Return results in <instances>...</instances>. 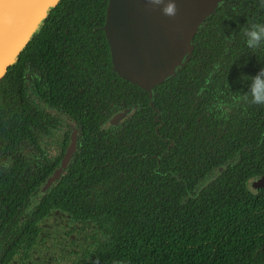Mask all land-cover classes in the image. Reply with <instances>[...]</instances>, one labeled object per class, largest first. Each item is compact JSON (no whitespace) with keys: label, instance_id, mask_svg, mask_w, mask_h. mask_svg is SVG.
I'll use <instances>...</instances> for the list:
<instances>
[{"label":"flooded vegetation","instance_id":"af4514ba","mask_svg":"<svg viewBox=\"0 0 264 264\" xmlns=\"http://www.w3.org/2000/svg\"><path fill=\"white\" fill-rule=\"evenodd\" d=\"M61 23L68 22L56 23L54 29L60 34L36 61L21 64L16 140L6 135L13 118L5 116L0 122V186L11 194L10 208L4 201L7 195H0V222L2 216L15 219L11 232L4 227L0 236L17 230L22 238L16 239L24 249L22 254L7 256L12 251L0 241V264H105L103 252L110 226L104 219L109 216L93 203L120 199L130 187L135 188V180L126 178V172L135 168L136 161L149 157L142 145L149 146L146 140L151 128L158 133L154 155L162 152L163 156L168 146L174 147L173 135L177 144H190L187 152L178 154L179 170L189 161L198 189L200 177L213 179L241 159L240 151L247 150L241 148L225 163L213 165L215 123L234 121L247 113L246 106L260 103L254 102L248 85L250 77L264 67V40L255 47L248 46L246 40L250 29L264 26V0H225L203 22L192 40L190 55L177 71L175 107L167 102L166 87L157 92L158 84L146 91L113 71L104 19L98 28L83 23L87 28L75 38L62 35L70 26ZM232 51L243 57L256 52L260 60L254 67L243 63L224 68ZM26 111L33 114L35 123L24 122ZM121 112L125 113L123 119L106 125ZM201 151L212 167L200 172V167L204 168L200 162L205 160ZM77 158L86 173L81 182L71 174ZM57 170L59 174L41 194L42 186ZM89 170L99 171V178H90ZM261 175L264 173L247 177L245 189L251 178ZM60 181L80 190L72 188L69 192H76L74 196H51L52 191H60ZM262 190L247 191L254 195ZM66 201L81 202L86 211L68 208L63 204ZM5 207L11 213H4Z\"/></svg>","mask_w":264,"mask_h":264},{"label":"trees","instance_id":"16d2710c","mask_svg":"<svg viewBox=\"0 0 264 264\" xmlns=\"http://www.w3.org/2000/svg\"><path fill=\"white\" fill-rule=\"evenodd\" d=\"M106 2L107 0H59L49 11L40 29L0 80V122L5 116L13 118V125L6 131L7 137H13L14 141L19 133L16 124L19 120L16 92L19 88L21 64L31 65L35 62L44 48L60 34L54 29L58 21L68 22L61 23L63 26H70L69 32L62 35L70 38L83 34L82 30L87 28L83 23H89L91 28L101 26ZM213 19L212 16L208 21ZM218 30L222 31L223 28ZM99 35L103 36L102 31ZM239 54L232 51L229 64L223 67L231 68L243 63L254 67L260 60L256 52L248 53L245 57ZM176 80L177 73L156 89L157 92L164 91L165 87L168 89L167 102H170L171 107H175ZM156 101L160 102L159 99ZM246 112L242 117L237 116L234 121L224 122V125H220L218 121L215 123L214 156L210 157L213 165H219L241 148L247 150L240 151L241 159L213 179L200 177L198 189L196 181L190 175L189 161L179 170L178 161L181 158L178 154L187 152L190 144H177V138L173 135L172 139L176 143L174 147L168 146V152L163 156L162 152L154 155V144L159 142L156 141L158 133L151 128V134L146 140L149 146L142 145V150L149 151L150 158L136 161L135 168L126 172V178L135 180L132 182L135 188L130 187L127 191L124 189L125 193L121 194L120 199H99L93 203L95 208L109 216L104 219L110 226L103 252L105 264H264V190L252 195L243 184L247 177L264 173V159H261L264 156L261 151L264 150V102L249 104ZM25 113L24 122L35 123L33 114L27 111ZM26 130L30 135V128L27 127ZM200 154L202 159L205 158L200 162L204 165L203 169H199L201 172L212 165L207 154L202 151ZM81 163L77 158L72 166L74 169L71 174L76 182H81L86 177V173L82 171L84 168H80ZM174 166L178 168L170 172ZM87 172L90 178H99V171ZM164 172L167 173V178L163 176ZM59 183L60 191H52L51 196L77 194L69 192L73 186L66 185L64 181ZM7 190L9 192L10 189L0 186V195H7L4 201L8 205L11 194H6ZM72 190H80V187ZM25 197L26 193L23 194V198ZM63 204L77 212L86 211L81 202L66 201ZM7 208H10L9 205ZM7 208H3V212L11 213ZM1 218L0 229L7 227L8 232H11L15 219L9 216ZM8 232L0 236L2 244L12 251L7 256L24 253L18 242L22 236L17 235V230L13 234Z\"/></svg>","mask_w":264,"mask_h":264},{"label":"water","instance_id":"95a60500","mask_svg":"<svg viewBox=\"0 0 264 264\" xmlns=\"http://www.w3.org/2000/svg\"><path fill=\"white\" fill-rule=\"evenodd\" d=\"M58 1L0 0V80ZM224 1L177 0L176 15L168 17L162 14L163 4L152 7L147 0H107L103 32L113 71L146 91L167 81L190 55L198 29ZM124 117L121 112L106 125ZM58 174L55 171L42 186L41 194ZM257 188H264V175L246 183L249 192Z\"/></svg>","mask_w":264,"mask_h":264},{"label":"clouds","instance_id":"9594fccd","mask_svg":"<svg viewBox=\"0 0 264 264\" xmlns=\"http://www.w3.org/2000/svg\"><path fill=\"white\" fill-rule=\"evenodd\" d=\"M147 4L152 7L163 4L162 14L168 17H173L177 13V0H147ZM261 40H264V26H254L247 32L248 46L255 47ZM250 80L248 91L254 102H264V67L260 68L255 76L250 77Z\"/></svg>","mask_w":264,"mask_h":264},{"label":"rangeland","instance_id":"374dc122","mask_svg":"<svg viewBox=\"0 0 264 264\" xmlns=\"http://www.w3.org/2000/svg\"><path fill=\"white\" fill-rule=\"evenodd\" d=\"M42 248L44 249V245L42 246Z\"/></svg>","mask_w":264,"mask_h":264}]
</instances>
